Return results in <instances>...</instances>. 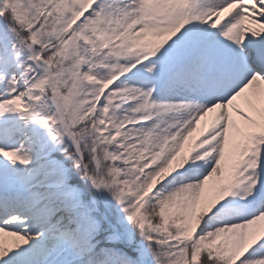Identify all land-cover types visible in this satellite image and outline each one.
<instances>
[{
	"label": "snow or ice",
	"instance_id": "6c2138e0",
	"mask_svg": "<svg viewBox=\"0 0 264 264\" xmlns=\"http://www.w3.org/2000/svg\"><path fill=\"white\" fill-rule=\"evenodd\" d=\"M0 264H264V0H0Z\"/></svg>",
	"mask_w": 264,
	"mask_h": 264
}]
</instances>
